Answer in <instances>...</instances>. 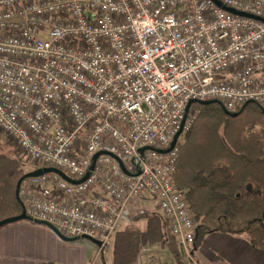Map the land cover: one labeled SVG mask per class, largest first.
<instances>
[{"label":"built area","instance_id":"obj_1","mask_svg":"<svg viewBox=\"0 0 264 264\" xmlns=\"http://www.w3.org/2000/svg\"><path fill=\"white\" fill-rule=\"evenodd\" d=\"M193 100L264 106V0H0V131L32 171L71 179H24L30 220L105 248L152 198L194 262L199 223L174 181Z\"/></svg>","mask_w":264,"mask_h":264},{"label":"trees","instance_id":"obj_2","mask_svg":"<svg viewBox=\"0 0 264 264\" xmlns=\"http://www.w3.org/2000/svg\"><path fill=\"white\" fill-rule=\"evenodd\" d=\"M192 107L198 114L179 143L174 181L199 220L194 250L211 232L246 234L264 249V106L247 104L237 116L219 101ZM5 144L11 153L0 151V221L24 211L16 187L27 174L23 150L16 141ZM129 221L114 236L113 264H136L149 245L166 247L175 264H187L162 215L145 210Z\"/></svg>","mask_w":264,"mask_h":264},{"label":"crops","instance_id":"obj_3","mask_svg":"<svg viewBox=\"0 0 264 264\" xmlns=\"http://www.w3.org/2000/svg\"><path fill=\"white\" fill-rule=\"evenodd\" d=\"M80 244L61 239L45 225L23 220L0 229V264H87V252ZM141 253L143 264H175L169 250L160 245H149ZM193 257L194 262L184 260L187 264H264V249L255 247L246 234L211 232Z\"/></svg>","mask_w":264,"mask_h":264},{"label":"rangeland","instance_id":"obj_4","mask_svg":"<svg viewBox=\"0 0 264 264\" xmlns=\"http://www.w3.org/2000/svg\"><path fill=\"white\" fill-rule=\"evenodd\" d=\"M191 112H194L195 117L198 114V111L194 107L191 108ZM184 135H185V133L180 137L179 143H181L183 141ZM0 137H1L0 138V151L2 153H6V154L11 153V148L9 146H7L5 143H7L8 141H14L15 142V140H13L9 136L5 135V133H3L1 131H0ZM25 157H26V155H25ZM25 157H24V162H23V169L25 170V172L29 173L32 171L33 166H32V164H30L29 159L27 157L26 158ZM141 208H144V210L157 212L160 215H162L160 210L157 207L156 201L152 198L142 200V201H138L135 204V211L136 212L134 214H137V213L142 214V213H139V210ZM198 223H199V220H198ZM129 224H130L129 216H126L123 219V221H121V223L119 224L117 231L122 230L125 226H127ZM139 224L142 226L144 224V222L141 221V222H139ZM115 234H114V236H115ZM114 236L111 238V243L105 248L99 247L87 239L81 238L79 240H76V241H79V243H81L80 245L82 246V249L87 252V261H88L87 264H113V240H114ZM159 248L160 247H158V246L154 247V249H159ZM193 253H194V249H193ZM143 257H144V254L140 253V257H139L137 264H143ZM183 257H184V254H183ZM151 264H159V263L154 261Z\"/></svg>","mask_w":264,"mask_h":264},{"label":"water","instance_id":"obj_5","mask_svg":"<svg viewBox=\"0 0 264 264\" xmlns=\"http://www.w3.org/2000/svg\"><path fill=\"white\" fill-rule=\"evenodd\" d=\"M226 10L228 12H231V13H234V14H240V15H244L243 13H240V12H237L233 9H230V8H226ZM212 102H216V101H206V102H203V101H191L188 105V108H187V111H189L190 107L192 104L194 103H200V104H203V105H207V104H210ZM227 111V110H226ZM226 114L228 115H232V116H237L239 113H231L229 111L226 112ZM182 133V130H180L174 137L172 143H171V147L167 150H161L160 152L161 153H168L170 150H172L178 140H179V137ZM103 154V153H102ZM99 155H101V153L97 154L94 159H96ZM121 164V167L123 168V170L127 171V169L125 168L124 164L122 162H120ZM94 168V164L91 166V170ZM48 172H55V173H58L60 174L64 179L68 180V181H71L70 177H68L63 171L57 169V168H52V167H49V168H42V169H37V170H34V171H31L29 173H27L24 177H22L18 183H17V187H16V196L18 199H20V196H19V192H20V186H21V183L24 179L26 178H30V177H37V176H40L44 173H48ZM89 174L87 173L85 175L84 178H82L80 181H78L79 183L80 182H83L85 181L87 178H88ZM23 220H30L29 217L26 215V212L23 211L21 215L19 216H15V217H10V218H7V219H4L2 221H0V228L8 225V224H12V223H15V222H19V221H23ZM33 222L37 223V224H41V225H45L47 227H49L51 230H53L58 237H60L61 239L65 240V241H69V242H74L76 240H79V239H87V240H90L91 242H93L94 244H96L97 246L101 247L102 246V243L101 241L95 239V238H92V237H89V236H82V237H67L65 236L64 234H62L56 227H54L52 224L46 222V221H42V220H33Z\"/></svg>","mask_w":264,"mask_h":264}]
</instances>
